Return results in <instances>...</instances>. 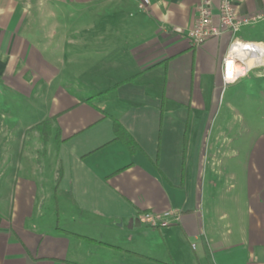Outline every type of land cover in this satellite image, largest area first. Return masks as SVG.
Returning a JSON list of instances; mask_svg holds the SVG:
<instances>
[{"label": "crops", "instance_id": "obj_1", "mask_svg": "<svg viewBox=\"0 0 264 264\" xmlns=\"http://www.w3.org/2000/svg\"><path fill=\"white\" fill-rule=\"evenodd\" d=\"M140 1L0 0V264H264V131L223 160L208 143L233 35L195 45L199 0ZM51 117L39 173L28 134Z\"/></svg>", "mask_w": 264, "mask_h": 264}, {"label": "rangeland", "instance_id": "obj_2", "mask_svg": "<svg viewBox=\"0 0 264 264\" xmlns=\"http://www.w3.org/2000/svg\"><path fill=\"white\" fill-rule=\"evenodd\" d=\"M234 36L264 40V20L255 25L242 26ZM259 48L264 49V45L259 44ZM263 72L264 66L257 65L234 81L222 82L218 101L214 104L213 120L210 122L213 128L211 141L208 140L209 144L212 141L217 144V159L223 160L231 156V147L236 142L242 147L241 153H245L251 139L264 131V76H259ZM218 131L222 133L218 134ZM35 134L42 141L36 150L40 161L39 173H49L50 168L56 167L55 130L51 128V134L46 139L39 130L31 131L28 137L32 139ZM31 149L29 145L26 154Z\"/></svg>", "mask_w": 264, "mask_h": 264}, {"label": "built area", "instance_id": "obj_3", "mask_svg": "<svg viewBox=\"0 0 264 264\" xmlns=\"http://www.w3.org/2000/svg\"><path fill=\"white\" fill-rule=\"evenodd\" d=\"M148 2L149 0H141L139 7L145 8ZM195 11L194 25L188 31V37L193 44L198 45L204 40L219 36L226 31L231 32L233 35L222 62L224 82L234 81L245 75L252 68L260 65L255 60L251 66H248L244 59L239 56H229V50L237 40L244 43L248 42V40L235 37L234 34L240 30L242 25L255 23L260 19H264V9L249 15H239L233 0H199ZM261 74L264 76V72ZM172 215H175L172 210L165 212H143L140 214V219L148 226L159 227L168 225L170 223L169 217Z\"/></svg>", "mask_w": 264, "mask_h": 264}, {"label": "trees", "instance_id": "obj_4", "mask_svg": "<svg viewBox=\"0 0 264 264\" xmlns=\"http://www.w3.org/2000/svg\"><path fill=\"white\" fill-rule=\"evenodd\" d=\"M114 86L107 88L105 90H102L100 92H97L96 94H93L91 96L86 97V101L94 103L96 102V100L104 93H107L111 88H114ZM106 115V113H105ZM54 122V118H47L44 119L42 121H40L39 123H37L34 127L39 130L42 133V137L44 139H46L50 134H51V128H52V123ZM113 131L115 134V138L121 140L123 143H125V145L127 146V149L133 153L137 146L134 142V140L132 139V137L130 136V134L122 127V125L120 124V122L114 118L113 119ZM58 134H55V137ZM79 237L85 238V239H90V240H94L92 238L86 237V236H80L77 235ZM96 241V240H94ZM99 242V241H96ZM101 243V242H99Z\"/></svg>", "mask_w": 264, "mask_h": 264}, {"label": "bare ground", "instance_id": "obj_5", "mask_svg": "<svg viewBox=\"0 0 264 264\" xmlns=\"http://www.w3.org/2000/svg\"><path fill=\"white\" fill-rule=\"evenodd\" d=\"M229 56H239L244 59L248 66H251L255 60L260 65H264V53L259 52L254 45L245 44L239 40L232 44L229 50Z\"/></svg>", "mask_w": 264, "mask_h": 264}, {"label": "water", "instance_id": "obj_6", "mask_svg": "<svg viewBox=\"0 0 264 264\" xmlns=\"http://www.w3.org/2000/svg\"><path fill=\"white\" fill-rule=\"evenodd\" d=\"M133 222H136L137 223L136 220H129V227L131 226V223H133Z\"/></svg>", "mask_w": 264, "mask_h": 264}]
</instances>
